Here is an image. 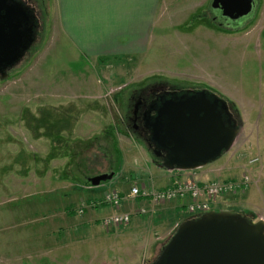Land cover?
Masks as SVG:
<instances>
[{"label":"rangeland","instance_id":"rangeland-1","mask_svg":"<svg viewBox=\"0 0 264 264\" xmlns=\"http://www.w3.org/2000/svg\"><path fill=\"white\" fill-rule=\"evenodd\" d=\"M211 2L161 0L145 54L94 59L63 36L54 0H31L40 23L35 43L0 78V264L156 260L184 211L135 215L129 225L110 229L99 220L116 208L77 214L107 193L163 187L178 173L155 165L142 143L121 128L124 97L147 84L208 88L234 113L233 104L238 108L244 123L234 146L198 170L211 182L240 181L247 172L252 183L245 199L231 193L217 199L214 210L249 198L245 209L229 210L254 222L256 211L264 216V205L255 210L251 203L259 193L249 192L260 185L253 180L258 174L264 179V0H256L253 17L237 31L213 22ZM253 159L260 162L251 164ZM103 175L113 179L91 185Z\"/></svg>","mask_w":264,"mask_h":264},{"label":"water","instance_id":"water-1","mask_svg":"<svg viewBox=\"0 0 264 264\" xmlns=\"http://www.w3.org/2000/svg\"><path fill=\"white\" fill-rule=\"evenodd\" d=\"M256 0H212L215 15L223 12L224 26L243 27L255 12ZM35 42V27L27 10L15 0H0V72L16 66ZM223 121L206 98L186 96L155 109L151 138L166 150L160 168L193 171L229 152L243 130ZM113 175L90 180L92 186L112 180ZM152 264H264V220L254 222L234 212L210 211L188 219L174 230Z\"/></svg>","mask_w":264,"mask_h":264},{"label":"crops","instance_id":"crops-1","mask_svg":"<svg viewBox=\"0 0 264 264\" xmlns=\"http://www.w3.org/2000/svg\"><path fill=\"white\" fill-rule=\"evenodd\" d=\"M160 1L161 0H54V10L57 14L61 33L83 56H91L94 59L120 58L143 55L147 52L149 40L152 37V27L157 20ZM242 123H244L243 120ZM203 172L202 170H195L194 172L178 171L176 175L170 177L166 186L158 188H168L175 180L179 179V177L187 178L191 175L196 176L197 181L201 184L211 182L213 179L203 174ZM253 180L256 183L261 182L260 185L256 187V190L254 188L249 190L252 195H255L254 192H256L257 195L259 193L260 197H257V202L251 203L255 210H260L261 205H264V194L262 193L264 190V179L261 181L260 174H258L256 179ZM152 185L155 186V183ZM261 185H263V187ZM130 189L127 193L124 191L119 192L121 196L124 197V201L120 208L115 209L114 214L130 213L137 211L139 207L143 206L140 202L133 203L126 199L130 193ZM246 192L240 193L244 199ZM224 197L230 198L231 196L227 195ZM248 201L249 198L240 201L241 204H237V207L233 205L232 201H225V208L228 209L222 211L236 212L229 210V208L233 206L234 209H245L244 205L249 204L247 203ZM251 201L254 200L252 199ZM96 209L98 208L90 210ZM90 210L88 209L85 213ZM179 210L184 211V215L181 220L175 222L173 225L172 235L177 226L191 217L188 215L184 203H173L170 208L167 207V205L158 206L152 212V215L161 217L165 212H177ZM255 214L257 215L255 222L261 219L264 220V216L261 215L260 212L256 211ZM93 221L94 218L90 220L89 223ZM170 236H168V239ZM163 245L164 244H162L161 248Z\"/></svg>","mask_w":264,"mask_h":264},{"label":"built area","instance_id":"built-area-1","mask_svg":"<svg viewBox=\"0 0 264 264\" xmlns=\"http://www.w3.org/2000/svg\"><path fill=\"white\" fill-rule=\"evenodd\" d=\"M260 162L259 159H253L251 164ZM252 179L248 173H244L240 181L220 182L214 181L209 184H200L195 176H188L187 180H175L171 187L166 189H157L155 187L134 186L126 199L129 202L141 201L144 206L137 211L130 213H115L112 216L104 217L101 225L106 228H117L130 224L134 215L144 216L158 206L173 204L176 202H185L186 210L189 215H196L209 212L213 209L217 199L225 195L241 192L248 189ZM124 197L120 193H107L101 200L84 204L78 210V214H83L87 209L99 208L102 206L120 208Z\"/></svg>","mask_w":264,"mask_h":264},{"label":"flooded vegetation","instance_id":"flooded-vegetation-1","mask_svg":"<svg viewBox=\"0 0 264 264\" xmlns=\"http://www.w3.org/2000/svg\"><path fill=\"white\" fill-rule=\"evenodd\" d=\"M20 2L27 10L28 15L35 27H39L38 13L34 3L31 0H15ZM210 12L213 22L221 29L232 31L224 26L223 12L217 16L213 13L210 5ZM35 43V42H34ZM34 45V44H33ZM33 47V46H32ZM32 47L30 49H32ZM29 49V50H30ZM26 52V54L29 52ZM15 67V66H14ZM9 71L8 69L5 73ZM4 72H0V78ZM205 93V98L214 104L217 112L220 113L223 121V105L227 107L224 112L226 119L231 120L238 125L236 115L232 107L225 101L223 97L218 95L215 91L208 88H187L179 87L169 82H159L151 85H144L140 88L131 89L124 97L125 114L120 120L122 129L130 131L138 142L142 143L148 153L154 158L155 165L160 167L163 158L168 156V152L155 144L151 138V125L154 121L155 109L161 107L164 103L170 100H179L186 96H197ZM129 133V132H128ZM131 135V134H130Z\"/></svg>","mask_w":264,"mask_h":264},{"label":"trees","instance_id":"trees-1","mask_svg":"<svg viewBox=\"0 0 264 264\" xmlns=\"http://www.w3.org/2000/svg\"><path fill=\"white\" fill-rule=\"evenodd\" d=\"M237 31V30H236ZM233 107H234V109H235V115H236V118H237V120L239 121V119H240V114H239V111H238V108L233 104ZM108 135V134H107ZM108 136H110V135H108ZM108 136H106V137H108ZM236 193H239V192H236ZM229 195V194H228ZM200 216V214L199 215H197V216H192V217H190V218H198ZM189 218V219H190Z\"/></svg>","mask_w":264,"mask_h":264}]
</instances>
